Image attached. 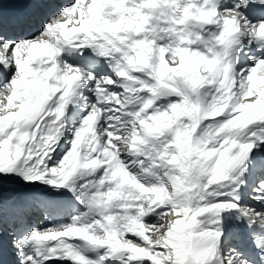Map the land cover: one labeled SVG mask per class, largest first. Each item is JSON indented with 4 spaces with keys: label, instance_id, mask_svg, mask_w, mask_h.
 Masks as SVG:
<instances>
[{
    "label": "snow or ice",
    "instance_id": "1",
    "mask_svg": "<svg viewBox=\"0 0 264 264\" xmlns=\"http://www.w3.org/2000/svg\"><path fill=\"white\" fill-rule=\"evenodd\" d=\"M0 264H264V0H0Z\"/></svg>",
    "mask_w": 264,
    "mask_h": 264
}]
</instances>
